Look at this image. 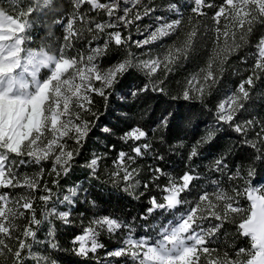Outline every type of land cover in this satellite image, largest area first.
Masks as SVG:
<instances>
[{"label": "snow or ice", "instance_id": "6c2138e0", "mask_svg": "<svg viewBox=\"0 0 264 264\" xmlns=\"http://www.w3.org/2000/svg\"><path fill=\"white\" fill-rule=\"evenodd\" d=\"M260 84L264 0H0V264H264ZM147 94L167 105L155 127L123 130L111 167L108 145L78 164L95 131L116 134L101 121L111 102ZM197 110L213 123L186 144ZM222 134L232 143L197 170ZM76 167L86 179L69 185ZM109 184L147 206L131 220L101 208Z\"/></svg>", "mask_w": 264, "mask_h": 264}, {"label": "trees", "instance_id": "16d2710c", "mask_svg": "<svg viewBox=\"0 0 264 264\" xmlns=\"http://www.w3.org/2000/svg\"><path fill=\"white\" fill-rule=\"evenodd\" d=\"M144 23H148V20L146 19ZM132 31L133 37L139 39L140 37L136 33L134 28ZM233 63L235 64V58L233 59ZM235 66L239 67V65ZM194 67L195 65L190 63L185 65V68L183 70L178 71L176 75L171 78V82L169 84L170 89L176 90V80H183L187 72L192 71ZM232 71L233 69H229V72L225 74L224 83L231 84L232 82L238 80V77L231 74ZM245 75H247V73H245ZM123 83L125 84V86H127L128 84H132V86L135 87L140 83V78L138 77V75L134 74L132 76L126 77ZM259 88L264 91V84H260ZM254 99L256 100L257 104L264 103V100H262L258 95L254 96ZM96 101L97 105L101 104V101L98 97L96 98ZM165 107H167V105L159 103L158 100L154 98V94H147L139 98L127 96V98L122 101L113 100L111 102L110 114L102 117L101 121L105 126L113 127L116 134L109 137L107 134L95 131L94 135L92 136V140L86 145L82 156L77 158L78 164H83L85 157H88L93 151L103 154L105 151V146L108 145L109 152L106 157V164L108 167H111L112 156L116 151L121 150L122 147V142L119 141V136L122 134V131L127 130L129 127L135 126L137 123L155 127L152 122L156 117L160 115V112ZM153 113H155V116L153 115ZM197 120L202 122L200 123L198 131L195 133V137L202 135L205 132L206 125H211L213 123L211 115L205 113L203 116H201L199 114V111L197 110L196 117L193 120V125L189 126L186 132H181L179 134L182 138L185 139L186 144L190 143L194 139L193 127L195 126ZM160 134L161 132L160 130H158L156 135L159 136ZM163 135H165L166 138H170L171 145H175L178 143L175 138V131H173L172 133L163 132ZM230 143H232V141L229 139V136L227 134H222V138L218 142H215V146L210 147L209 151H205L204 156L206 158L194 160L195 165L199 166L197 170L204 168L205 165L210 163L211 154L218 153L224 150V146ZM112 145H115V147L113 148ZM168 147L169 145H164L165 150H167ZM185 155L186 152L184 149H180L179 152L170 151L168 153V157L173 163L169 165V170H171L173 167H175L177 170L183 167L182 158ZM242 160L243 154L239 151L235 156L230 157L231 164H239L242 162ZM243 162L245 163V165L247 164V161ZM138 163L142 167L147 168V166L152 164L153 161L149 156L138 161ZM85 179V171L79 167H76L75 170L71 173L70 177L67 179V183L71 185L73 181L79 183L81 181H84ZM106 188L108 190L104 191L101 194L98 203L100 204L101 208H106L109 212H114L116 215L125 216L129 220H131L132 216H136L137 214L141 213L144 207L147 206L146 197H143L141 201H136L126 196L121 199V196L123 195L121 192L113 190L110 184L107 185ZM140 190L143 191V188H141ZM92 191L94 195L100 193L101 189L99 184H97V187ZM81 199H83V195L81 196ZM89 199H91V197H89ZM84 207L87 206L85 205L79 207L78 210L83 211ZM88 215L90 216L91 214L89 213ZM71 235L72 232L69 231L66 235L61 236V241L62 243H64L65 247H67V241L70 239ZM102 242L105 243L109 249L112 248L116 243L114 238L109 239L106 235L102 237ZM102 254L103 250H101V255Z\"/></svg>", "mask_w": 264, "mask_h": 264}]
</instances>
